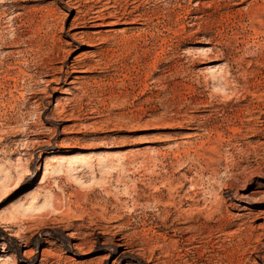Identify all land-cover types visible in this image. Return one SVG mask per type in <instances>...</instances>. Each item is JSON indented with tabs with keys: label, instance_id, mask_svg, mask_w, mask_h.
Masks as SVG:
<instances>
[{
	"label": "rangeland",
	"instance_id": "obj_1",
	"mask_svg": "<svg viewBox=\"0 0 264 264\" xmlns=\"http://www.w3.org/2000/svg\"><path fill=\"white\" fill-rule=\"evenodd\" d=\"M66 1L0 0V264H264V0Z\"/></svg>",
	"mask_w": 264,
	"mask_h": 264
},
{
	"label": "bare ground",
	"instance_id": "obj_2",
	"mask_svg": "<svg viewBox=\"0 0 264 264\" xmlns=\"http://www.w3.org/2000/svg\"><path fill=\"white\" fill-rule=\"evenodd\" d=\"M82 0H67L66 1V5L67 6H72L74 7L75 10H78V14H81V8H82V5H81V2ZM104 3H103V2ZM100 1V6L96 7V8H93V9H90L89 13L85 16L86 18L83 19V21L80 19V21H82V23H80V26L81 27H87V26H92L98 22H100L102 19H104V17L106 15H109L112 19L116 20L117 22H131V23H128L129 25L130 24H137L139 22H141L143 20V17L138 14L136 15V11L139 10V6L134 8L133 11H130L128 12L127 10L123 11V12H120L118 11L119 9H117V6L115 5V2L113 0H102ZM102 2V3H101ZM137 2V1H135ZM65 5V4H64ZM83 10V9H82ZM84 17V16H83ZM82 18V17H81ZM131 18H133V21H131ZM78 20V19H77ZM76 20V21H77ZM78 23V22H77ZM76 26H79V25H76ZM79 26V27H80ZM77 29V27H76ZM77 35V34H76ZM70 69H74V72L73 73H84L83 71H81L83 69V67L79 66L78 63L75 62V64H73L71 67H69ZM213 68V67H212ZM63 69V68H62ZM211 69V68H209ZM212 71V70H211ZM59 72L60 75L63 73V70L62 71H59L58 69H55L54 70V74L51 75V77L49 78H53V81H48L49 84H53L56 82V79H55V76L56 75H59ZM71 79V78H70ZM74 80H78L77 78H73V81ZM72 81V80H71ZM71 82L70 85L74 84V82ZM83 157H85L83 154H77L75 157H74V160L76 163H81L83 161ZM95 157V156H94ZM93 157V158H94ZM82 158V160H81ZM87 158V157H86ZM92 158V157H91ZM90 158V160H91ZM89 159V158H88ZM81 160V162H80ZM87 160V159H86ZM93 160V159H92ZM89 161V160H88ZM86 162L85 164H87V161H83V163ZM90 162V161H89ZM18 188V187H17ZM16 190V189H15ZM12 191V190H11ZM17 191V190H16ZM15 192V191H14ZM16 237V236H15ZM2 259L0 258V261Z\"/></svg>",
	"mask_w": 264,
	"mask_h": 264
}]
</instances>
